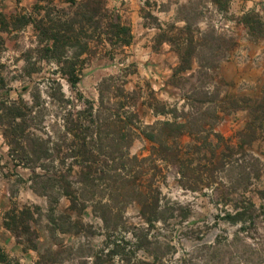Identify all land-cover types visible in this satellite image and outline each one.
<instances>
[{"label":"rangeland","instance_id":"obj_1","mask_svg":"<svg viewBox=\"0 0 264 264\" xmlns=\"http://www.w3.org/2000/svg\"><path fill=\"white\" fill-rule=\"evenodd\" d=\"M210 5H181L188 24L166 22L144 48L84 37L75 86L33 29L7 36L0 227L13 212L8 229L33 252L0 250V264H264V71L221 70L233 56L248 61L247 35ZM156 6L142 11L150 26H161ZM248 17L263 36L264 20ZM166 120L182 132L167 136Z\"/></svg>","mask_w":264,"mask_h":264},{"label":"crops","instance_id":"obj_2","mask_svg":"<svg viewBox=\"0 0 264 264\" xmlns=\"http://www.w3.org/2000/svg\"><path fill=\"white\" fill-rule=\"evenodd\" d=\"M73 1L78 3L85 0H0V11L8 14L13 12H22L26 13L28 16L40 18L45 14L47 6H54L57 9L68 11L70 8L74 7V4H72ZM103 1H105L107 7L113 6L117 8L121 17H128L130 19L133 34L132 43L135 42L136 45L141 48H144L145 42L148 40L147 37L153 36L157 32L161 31L166 22L173 21L175 24H188L186 19L178 18V11L181 5H189L196 1H199V3L203 2V11L206 13L208 3H210V8H212V12H214L216 17H226L229 29L232 32L237 33L239 29L244 28L247 35V39L245 41L247 48L245 52L249 56L248 61L246 63H239L236 61V58L233 59V56L231 62H223L221 64V70L226 69L229 65L236 67L238 64V77H246L248 80H256L257 74L264 71V65L262 62L264 57V35L255 38L252 26L249 23L244 25L242 21L244 17L252 14L264 20V0H226L227 4L225 7L222 4L224 0H150L154 1L157 5L154 13L161 26H150L146 22V17L142 11L145 8V2L148 0ZM37 6L39 9H37ZM162 6L164 8H162ZM199 8L201 13L202 5H200ZM202 24L203 23L200 20L198 22L200 28H202ZM27 27L33 29L35 32L33 22H29V24L14 33L24 30ZM153 44L154 40L150 41L149 49H153ZM173 46V43L169 40H163L159 45L161 50H167L169 51V54L173 53ZM177 63L178 61L175 65ZM0 230L6 232L8 235L7 239L0 238L1 251L7 250V252H11V254L25 256L28 255V253L33 252V250L28 248L27 252H23L22 245L17 243L11 231L3 224L1 225Z\"/></svg>","mask_w":264,"mask_h":264},{"label":"trees","instance_id":"obj_3","mask_svg":"<svg viewBox=\"0 0 264 264\" xmlns=\"http://www.w3.org/2000/svg\"><path fill=\"white\" fill-rule=\"evenodd\" d=\"M72 4H77L79 8H83L82 12H70L66 10L57 9L54 6H47L46 12L40 18L28 16L26 13L13 12L5 13L0 11V57L3 50L6 47V37L12 35L15 31L22 29L24 26L33 22L37 37L44 43L42 51L44 56L48 59L51 57L56 59L64 67V62L67 63L68 69L62 70L68 76V80L72 85H76L79 81L78 59L89 48L87 40L82 41L84 37H97L103 36L104 33L112 34L110 40L113 39L117 44H130L133 38L131 27L128 24L120 21V16L116 15L115 21H111L110 10L107 8L105 1L103 0H85ZM94 4H98L95 6ZM37 9L39 7L37 6ZM99 10H103L105 13L99 15ZM108 16L110 22L107 23V29L101 31L102 21L101 19ZM244 23L249 22V17L246 16L242 20ZM110 30V31H108ZM89 32V33H88ZM70 53L72 55H70ZM2 64L0 63V98L2 95V87L4 86V77L1 70ZM80 70V69H79ZM3 84V85H2ZM22 114L18 113L20 117ZM162 131H165L167 136L177 135L182 132L183 125L176 121H163ZM147 137L155 138L153 133H147ZM87 143L83 144L86 146ZM27 211V212H26ZM27 213L31 216L29 209L22 210L21 214ZM17 222V216L13 212H7L5 217V226L9 229H13L14 223ZM3 255L0 254V257Z\"/></svg>","mask_w":264,"mask_h":264}]
</instances>
